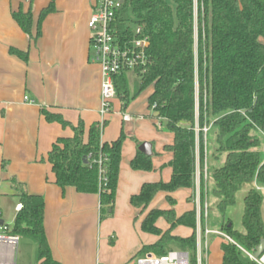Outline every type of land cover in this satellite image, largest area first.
<instances>
[{
  "label": "trees",
  "instance_id": "16d2710c",
  "mask_svg": "<svg viewBox=\"0 0 264 264\" xmlns=\"http://www.w3.org/2000/svg\"><path fill=\"white\" fill-rule=\"evenodd\" d=\"M54 10V0L40 10L34 39L41 34L42 20ZM13 18L30 36L31 12L19 11ZM111 27L119 41L131 40L137 27L141 29L138 36L148 40L144 65L113 76L116 99L125 110L152 87L147 97L150 116L159 121L157 130L173 135L172 143L163 146V151L171 154L169 179L144 182L129 198L138 210L136 218L141 217L140 230L156 237L140 252L163 255L168 251L165 245L174 242L179 250L193 252L190 263L196 264V211L191 208L177 215L172 195L181 189H195L197 163L201 166L204 158L202 128L206 126L214 137L211 155L217 162L207 171L209 192L217 200L221 218L215 229L233 241L210 235L221 240L220 264H257L241 248L254 254L264 239V197L251 185L255 182L264 187V0H196V4L194 0H121ZM9 51L27 60L25 52ZM41 114L47 122L72 131L71 136L56 138L46 154L54 183L61 189L98 194L99 219L110 218L126 139L123 129L116 138L102 141L106 120L92 123L85 134L81 120L72 124L60 113L44 108ZM129 166L150 172L152 156L137 150ZM12 183L22 207L6 232L32 240L38 264H60L52 257L44 232L43 198L26 193L14 180ZM204 183L201 175V200L207 194ZM244 185L249 187L243 197L242 230H238L226 210L235 205L237 192ZM159 193L165 195L169 207L150 208ZM159 219L165 221L166 229L157 225ZM179 226L191 229V234L174 235Z\"/></svg>",
  "mask_w": 264,
  "mask_h": 264
},
{
  "label": "crops",
  "instance_id": "0c3cea01",
  "mask_svg": "<svg viewBox=\"0 0 264 264\" xmlns=\"http://www.w3.org/2000/svg\"><path fill=\"white\" fill-rule=\"evenodd\" d=\"M50 1L0 0V220L7 230L11 229L17 214L15 206L20 203L13 187L14 180L26 193L43 198L44 232L51 255L60 264H132L133 259L144 255L140 252L141 247L155 242L156 237L140 230L141 217L136 218L138 210L130 205L129 198L144 182L158 181L148 174L156 168L150 172L135 171L130 166L129 170L122 167L120 163L113 215L100 221L98 194L80 193L72 187L61 189L54 183L50 165L45 161L56 138L71 136L72 131L63 129L56 122H47L41 114L42 108L60 113L72 124L81 120L85 134L92 123L101 124L106 120L108 124L111 120L108 115L102 118L99 113L102 73L101 67L92 61L91 31L87 27L94 0H54L55 10L42 20L41 34L34 39L39 12ZM28 10L32 24L30 36L13 18V13ZM10 48L25 52L27 60L11 54ZM127 109L123 110L115 99L109 117H120L122 126L125 122L138 124L145 120L128 114L129 120L124 121L121 112L127 114ZM150 117L157 135L168 134V139L160 143L158 152L149 142L151 156L161 168L167 166L171 158L170 153L163 151V146L172 143L173 135L157 130L155 123L159 124V121ZM106 125L101 133L102 141H110L119 134L115 136L110 132L109 138ZM138 147L136 143L132 158ZM167 168L170 177L171 169ZM251 185L260 192L264 190L255 182ZM181 190L187 193L188 210L194 208L188 197L195 189ZM118 193L124 199H119ZM160 196L165 197L163 193L156 195L157 198ZM156 197L150 208L163 205L156 204ZM167 207L169 205L162 208ZM157 225L161 229L167 228L163 219H159ZM180 227L183 226L176 229ZM199 227L198 224L197 230ZM183 228L188 229V233L186 231L180 236L191 234V229ZM5 234L8 235L7 232ZM22 239L30 240L25 237H17L15 241L0 240V264H38L36 255L34 261L20 256L18 251ZM206 244L197 242L196 254L200 262L196 264H220L221 251L215 258L210 257L203 249ZM23 246H27L25 241Z\"/></svg>",
  "mask_w": 264,
  "mask_h": 264
},
{
  "label": "built area",
  "instance_id": "2783aa9c",
  "mask_svg": "<svg viewBox=\"0 0 264 264\" xmlns=\"http://www.w3.org/2000/svg\"><path fill=\"white\" fill-rule=\"evenodd\" d=\"M121 0H94L93 13L87 21V27L91 31L90 47L93 52L92 61L101 67L102 81L100 85V108L99 113L102 118L109 115L113 111V101L116 99L115 86L113 76L123 70L134 71L139 66L144 65L145 56L143 53L144 47L147 46L148 40L146 37L138 36L141 34L140 27L134 29V37L131 40L119 41L112 29L115 10L120 5ZM25 99H27L25 97ZM122 119L129 120V115L122 112ZM208 127L202 128L203 134L206 135ZM200 170V165L197 163L196 168V184L202 175L206 182L208 178L206 165V149L204 156V167ZM199 194L197 193V199ZM22 207L21 203L15 206L18 211ZM208 206L206 203L203 207L197 208V217L203 216L207 219ZM206 225V221H205ZM0 240L15 241L17 237L6 235L7 227L0 226ZM210 235H218L233 242L225 233L217 229H209L206 226L198 228L197 242L206 240ZM241 250L257 264H264V254L259 259H254L253 254ZM197 262H200V257H197ZM13 264V263H11ZM135 264H191L190 255L187 251L179 249L168 250L163 255H154L151 253L144 254L136 258Z\"/></svg>",
  "mask_w": 264,
  "mask_h": 264
},
{
  "label": "rangeland",
  "instance_id": "374dc122",
  "mask_svg": "<svg viewBox=\"0 0 264 264\" xmlns=\"http://www.w3.org/2000/svg\"><path fill=\"white\" fill-rule=\"evenodd\" d=\"M169 2H171V0H169ZM194 2L196 4V0H194ZM151 92H152V87H148L147 89H145L134 100L131 101V103L128 105V109L126 110L127 114L132 115L135 119H139V117H141L142 119H145L144 121L138 122V124L137 122L136 124L135 123L133 124L131 122L130 123L125 122L123 123V126H122L120 117H117L114 115L111 117H109L110 115L107 116L108 119L109 118L111 119L110 122L105 127L107 129L106 131H108L107 134L109 138L112 135L110 134V132H112L113 135L115 134L116 136L120 132L121 127H123V132L126 135V139L124 140L125 142L123 144V150H122V155H121V165L122 167L123 166L126 167L128 170L130 169L129 160L130 158H132V151L136 143L151 142L154 144L155 152H158L160 151V143H162L165 139L166 140L168 139L167 138L168 134L157 135L155 133V130H154V127L151 121V117L149 115L150 112L148 111V108H147V97ZM204 138H205L204 156H205V149H206L207 171L210 172V169H209L210 166L217 164L211 155L214 150L213 148H211L213 146V140H214L212 131H209L207 135H204ZM152 164H153V167L156 168V170L148 174L154 176L155 180H163V181L168 180L170 173H169L167 166H162L161 168H158L157 162L156 160H154V156L152 157ZM202 167H204V158H203V164L200 166V170H203ZM199 184H200V181L198 180V186L197 184L195 185V192H193L189 198V202L194 206V209L196 211V231H195L196 237H197V225L198 224L201 228L206 226L209 229H215V228H218L219 223L221 221L220 213L218 212L217 207H216L217 200L213 198L209 192V189L211 187V180L207 179V181L204 183V190L207 191V194L206 195L204 194L205 197L203 200L200 199V185ZM246 189L248 188L246 187V185H244L242 189L239 192H237L235 205L232 207H229L226 210L227 217L231 219L234 228L238 230H242L241 216H242V211H243V197L245 195ZM197 193L199 194L198 199H197ZM261 193L264 197V190H262ZM186 195L187 193L184 190H178L173 195V198L176 201L175 212L177 215L184 213L190 207V205L186 202ZM117 197L119 199H124L123 196H119V193L117 194ZM156 200H157L156 204L157 203L163 204L161 208L168 206V202L164 196L162 197L160 196V198L156 197L155 201ZM118 202L116 203V209H117ZM204 203H206L208 206L207 219H205V217L203 218V216L197 217V208L199 206L203 207ZM119 206H120V202H119ZM262 217L264 220V202L262 204ZM227 219L228 218L224 220H227ZM205 221H206V225H205ZM175 230H176L175 235H178V236L186 234L185 233L186 231L188 233V229H185L183 227H180L179 229H175ZM23 241L27 243V246H23ZM206 243H207L206 247L203 246L205 253L209 255L210 257L215 258L216 254L220 252V243H221L220 238L217 236H209ZM165 248L178 249V247L176 246L174 242L167 243L165 245ZM18 252L20 256L25 257L27 260H31V261L35 260L36 249L34 250V244L30 240H23V239L20 240ZM189 255L193 256L194 254L193 252H190ZM197 256L198 255L196 254V259H197ZM135 261H136V258L132 260V264H135ZM214 263H215V260H214Z\"/></svg>",
  "mask_w": 264,
  "mask_h": 264
},
{
  "label": "water",
  "instance_id": "95a60500",
  "mask_svg": "<svg viewBox=\"0 0 264 264\" xmlns=\"http://www.w3.org/2000/svg\"><path fill=\"white\" fill-rule=\"evenodd\" d=\"M138 150L142 152L145 155L150 156L151 155V144L149 142H142ZM0 225H2V221L0 220ZM264 254V239H262L259 243V245L256 247V250L253 254L254 259H259Z\"/></svg>",
  "mask_w": 264,
  "mask_h": 264
}]
</instances>
